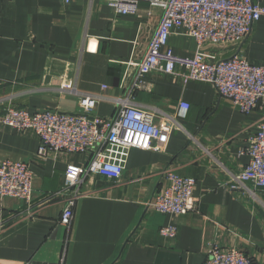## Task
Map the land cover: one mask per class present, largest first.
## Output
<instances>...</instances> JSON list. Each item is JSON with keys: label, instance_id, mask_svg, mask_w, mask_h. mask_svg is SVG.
I'll list each match as a JSON object with an SVG mask.
<instances>
[{"label": "crops", "instance_id": "crops-1", "mask_svg": "<svg viewBox=\"0 0 264 264\" xmlns=\"http://www.w3.org/2000/svg\"><path fill=\"white\" fill-rule=\"evenodd\" d=\"M253 2L264 7V0ZM161 14L145 1L136 15L122 16L98 0H0V117L8 108L76 113L88 95L97 98L92 115L109 119L117 99L132 97L154 112L163 134L157 152L108 147L121 176L85 178L67 232L58 222L66 205L64 171L86 165L94 150L41 159L33 132L0 123V163H26L32 176L30 203L0 197V264H203L212 246L236 248L264 264V189L229 187L248 163L245 151L264 107L240 113L210 84L185 81L180 71L151 73L131 93L136 68L129 64L146 53ZM168 47L191 56L196 43L178 30ZM205 51L216 60L239 54L264 66V18L242 43ZM168 171L195 181V207L186 215L149 207ZM168 225L175 237L160 235Z\"/></svg>", "mask_w": 264, "mask_h": 264}, {"label": "built area", "instance_id": "built-area-1", "mask_svg": "<svg viewBox=\"0 0 264 264\" xmlns=\"http://www.w3.org/2000/svg\"><path fill=\"white\" fill-rule=\"evenodd\" d=\"M70 0H65L68 3ZM114 14L134 16L142 1L162 11L148 48L140 62L129 64L136 68L131 93L141 87L151 73L175 75L181 72L185 81L210 84L218 96L229 100L243 114L264 107V66L250 64L239 54L226 59H215L207 46L238 45L250 34L253 25L264 18V7L253 0H98ZM182 33L196 43L191 56H180L168 47L173 31ZM104 88V87H103ZM97 98H79L76 113L51 111L28 112L23 108H8L0 123L17 132H33L40 140L37 157L45 159L50 153H94L86 165L69 164L64 171L65 185L60 193L66 199L59 225L69 231L73 209L83 198L81 186L93 173L116 181L121 176L118 155L108 147L160 151L163 134L154 125L155 114L136 105L132 97L116 100L117 111L112 118L92 115ZM183 110L188 105L180 103ZM248 163L232 177L231 190L264 189V121H259L249 138L245 151ZM164 185L154 191L149 207L163 215L181 216L194 210L195 181L168 171L161 177ZM247 184L251 188H247ZM0 197L18 198L30 203L32 176L26 163L5 160L0 163ZM164 237H175L174 225L159 230ZM203 264H254L236 248L212 246Z\"/></svg>", "mask_w": 264, "mask_h": 264}]
</instances>
